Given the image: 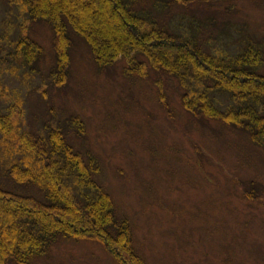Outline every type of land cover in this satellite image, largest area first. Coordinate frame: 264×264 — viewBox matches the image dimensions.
<instances>
[{"label":"rangeland","instance_id":"374dc122","mask_svg":"<svg viewBox=\"0 0 264 264\" xmlns=\"http://www.w3.org/2000/svg\"><path fill=\"white\" fill-rule=\"evenodd\" d=\"M223 2L234 11L229 17L217 3L218 20L235 22L239 28L232 34L243 29L250 36L238 43L241 48L264 41V0ZM188 4L172 6L184 27L195 20L198 5ZM19 35L41 46L35 61L13 56ZM222 36L211 25L199 40L213 37L217 45ZM73 41L68 74L58 85L50 73L56 56L50 25L0 0V113L31 132L50 122L66 133L68 119L82 120L84 134L72 132L70 138L98 158L97 180L114 200L117 216L129 218L145 264H264L263 150L242 131L216 120L203 123L185 109L178 81L146 58H138L146 64L145 77L131 72L125 57L100 69L86 42ZM228 47L220 43L219 52ZM5 141L0 136V180L12 189L4 172L14 147ZM34 264L120 263L98 242L64 238Z\"/></svg>","mask_w":264,"mask_h":264},{"label":"trees","instance_id":"16d2710c","mask_svg":"<svg viewBox=\"0 0 264 264\" xmlns=\"http://www.w3.org/2000/svg\"><path fill=\"white\" fill-rule=\"evenodd\" d=\"M9 1L22 7L32 21L50 25L56 54L50 73L56 84L65 82L75 37L86 42L100 69L125 57L130 71L145 77L146 64L138 59L142 56L156 71L178 81L184 89L185 109L203 123L216 120L242 131L264 152V73L260 70L264 41L241 48L250 36L243 29L239 35L232 34L238 25L218 20L213 11L218 3L230 17L234 9L223 0ZM188 3L192 9L194 3L198 5L195 20L184 27L172 6ZM211 25L223 32L220 43L229 46L225 53L219 52L220 43L216 45L213 37L199 40ZM12 45L13 56L18 54L23 63L27 58L35 61L42 50L23 35ZM63 126L66 133L50 122L38 131H24L9 114L0 113V136L14 147L4 175L15 186L11 189L0 180V264H34L36 257L47 255L64 238L98 242L120 264H145L136 250L129 218L117 216L114 200L97 180L98 158L89 150L77 149L70 138L72 132L84 134L82 120L71 117Z\"/></svg>","mask_w":264,"mask_h":264}]
</instances>
